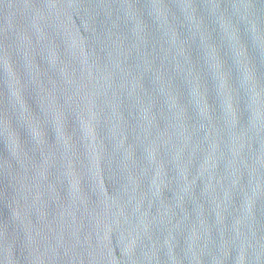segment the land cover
<instances>
[{"label":"water","instance_id":"water-1","mask_svg":"<svg viewBox=\"0 0 264 264\" xmlns=\"http://www.w3.org/2000/svg\"><path fill=\"white\" fill-rule=\"evenodd\" d=\"M0 264H264V0H0Z\"/></svg>","mask_w":264,"mask_h":264}]
</instances>
